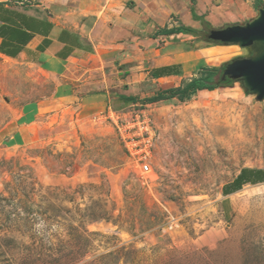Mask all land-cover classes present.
Here are the masks:
<instances>
[{
    "label": "rangeland",
    "instance_id": "374dc122",
    "mask_svg": "<svg viewBox=\"0 0 264 264\" xmlns=\"http://www.w3.org/2000/svg\"><path fill=\"white\" fill-rule=\"evenodd\" d=\"M220 47L214 74L247 54ZM67 81L0 57V264H264V183L222 197L264 169V100L238 82L172 88L123 120L72 102Z\"/></svg>",
    "mask_w": 264,
    "mask_h": 264
},
{
    "label": "crops",
    "instance_id": "0c3cea01",
    "mask_svg": "<svg viewBox=\"0 0 264 264\" xmlns=\"http://www.w3.org/2000/svg\"><path fill=\"white\" fill-rule=\"evenodd\" d=\"M262 1L0 0V57L65 76L62 90L90 113H118L157 102L218 66L209 60L220 45L184 28L245 23ZM252 169L223 186L224 201L264 183L240 186L264 176Z\"/></svg>",
    "mask_w": 264,
    "mask_h": 264
},
{
    "label": "water",
    "instance_id": "95a60500",
    "mask_svg": "<svg viewBox=\"0 0 264 264\" xmlns=\"http://www.w3.org/2000/svg\"><path fill=\"white\" fill-rule=\"evenodd\" d=\"M200 37L211 43L246 49V55L222 65V78L238 82L245 92L255 95L259 101L264 100V0L249 21L222 27L204 26Z\"/></svg>",
    "mask_w": 264,
    "mask_h": 264
},
{
    "label": "trees",
    "instance_id": "16d2710c",
    "mask_svg": "<svg viewBox=\"0 0 264 264\" xmlns=\"http://www.w3.org/2000/svg\"><path fill=\"white\" fill-rule=\"evenodd\" d=\"M204 26L206 27H213L209 22L205 21L204 22ZM184 30L186 31H190V32H193L195 35L197 36H200V32L201 30H198V29H194V28H191V27H186L184 28ZM200 39H202V37H199ZM203 40V39H202ZM218 70V67H212V71L207 74L205 77H199V78H196V79H193L191 82L187 83L184 87H178L175 89L177 96L180 97V99H184V98H189L192 94H195L198 90H214L216 88H221L220 85L216 84V83H208V81L212 80V76L214 75V72L213 71H216ZM231 82V81H230ZM176 96V95H173V97ZM162 98H165V97H157L156 100L158 99H162ZM155 99H150V101H154ZM244 169H251V168H243ZM243 170L242 172L238 175L237 179L239 180L243 174ZM254 170V169H252ZM257 172H264V169H256ZM257 178L253 179V180H249V181H242L240 182V186H242V184H245L247 182H251V183H258V182H262L264 181V176H261V173H258L257 174ZM236 179V180H237Z\"/></svg>",
    "mask_w": 264,
    "mask_h": 264
},
{
    "label": "built area",
    "instance_id": "2783aa9c",
    "mask_svg": "<svg viewBox=\"0 0 264 264\" xmlns=\"http://www.w3.org/2000/svg\"><path fill=\"white\" fill-rule=\"evenodd\" d=\"M129 110L118 112L117 115L121 116L123 115V120L125 119L126 114ZM136 117L139 119L138 125H139V134L137 136H140L141 138H147L148 135H150V129H151V120L149 118V115L146 114V110H141L140 112L136 113ZM142 118V120H141ZM126 120V119H125ZM128 123H131V121H128ZM143 143L139 144L140 148H138V154H139V162L141 163V169L143 172H149L150 171V161L148 159L149 154V146L148 143L150 142V138L144 139ZM136 146V145H135ZM138 146V145H137Z\"/></svg>",
    "mask_w": 264,
    "mask_h": 264
},
{
    "label": "flooded vegetation",
    "instance_id": "af4514ba",
    "mask_svg": "<svg viewBox=\"0 0 264 264\" xmlns=\"http://www.w3.org/2000/svg\"><path fill=\"white\" fill-rule=\"evenodd\" d=\"M222 69L219 70V72H217L216 74L213 75L212 80L208 81V82H214L218 85H222L225 83H229L231 80H229L228 78H222Z\"/></svg>",
    "mask_w": 264,
    "mask_h": 264
}]
</instances>
